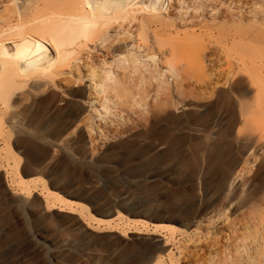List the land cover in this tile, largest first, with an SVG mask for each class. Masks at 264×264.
Here are the masks:
<instances>
[{"label":"rangeland","instance_id":"1","mask_svg":"<svg viewBox=\"0 0 264 264\" xmlns=\"http://www.w3.org/2000/svg\"><path fill=\"white\" fill-rule=\"evenodd\" d=\"M157 4L165 13L167 3ZM233 27L204 33L167 78L148 75L144 85L129 75L98 117L91 82L69 72L0 115V264H218L227 256L220 227L242 231L264 208V77L244 76L234 61L264 67V43L224 46ZM107 76L114 82L117 66Z\"/></svg>","mask_w":264,"mask_h":264},{"label":"bare ground","instance_id":"2","mask_svg":"<svg viewBox=\"0 0 264 264\" xmlns=\"http://www.w3.org/2000/svg\"><path fill=\"white\" fill-rule=\"evenodd\" d=\"M158 2L0 0V115L7 116L13 106L25 104L44 88L57 87L69 72L91 82L87 99L97 116L114 93L125 90L122 85L129 75L139 76L142 84L148 75L169 76L185 49L200 48L207 32L214 37V30L226 24L234 26V34L227 36L224 46L246 40L264 43V0H164L165 13ZM219 18L224 25L216 23ZM250 22L259 29L248 33L243 27ZM234 61L244 76L264 77L261 64L242 56ZM111 65L120 76L114 82L107 76ZM12 116V123L17 122ZM257 211L240 223V232L237 225L220 227L229 253L218 264H264V208ZM159 221V227L175 228L171 220ZM215 250L209 251L217 258Z\"/></svg>","mask_w":264,"mask_h":264},{"label":"water","instance_id":"3","mask_svg":"<svg viewBox=\"0 0 264 264\" xmlns=\"http://www.w3.org/2000/svg\"><path fill=\"white\" fill-rule=\"evenodd\" d=\"M163 252H165V250H163ZM156 261V259L154 258L151 262V264H153Z\"/></svg>","mask_w":264,"mask_h":264}]
</instances>
